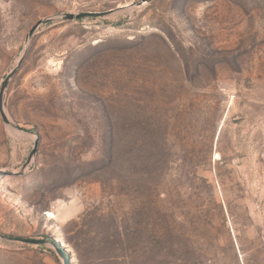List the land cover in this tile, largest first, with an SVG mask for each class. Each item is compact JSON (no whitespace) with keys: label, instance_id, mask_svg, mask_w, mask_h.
<instances>
[{"label":"rangeland","instance_id":"rangeland-1","mask_svg":"<svg viewBox=\"0 0 264 264\" xmlns=\"http://www.w3.org/2000/svg\"><path fill=\"white\" fill-rule=\"evenodd\" d=\"M21 58L0 264H264V0H0Z\"/></svg>","mask_w":264,"mask_h":264},{"label":"water","instance_id":"water-1","mask_svg":"<svg viewBox=\"0 0 264 264\" xmlns=\"http://www.w3.org/2000/svg\"><path fill=\"white\" fill-rule=\"evenodd\" d=\"M145 2H142L141 4H144ZM118 9H123V8H118ZM117 9V10H118ZM117 10H111V11H107V12H86V13H82V14H78V15H74V14H63L61 15L59 18L57 19H62V21H70V20H82V19H86V18H99V17H104L110 14H113L115 12H117ZM56 19V17L53 18H49V19H45L40 21L30 32L28 35V38L26 40V44L29 43V40H31L34 35L36 34V31L38 30V28L41 25H46L52 21H54ZM23 58H21V60L19 61L17 67L7 76L5 82L3 83L1 92H0V113L3 117V120L5 122V124L7 125H14L8 118V116L6 115L5 109H4V95H5V91L10 83V81L12 80L13 76L19 71L20 67H21V63H22ZM37 144L35 145V148L33 149L29 159H28V164L31 162L33 156L36 154L37 151ZM7 240L9 241H18V242H22V243H28V244H35V245H51L53 247H55L58 255L60 256V258L62 259L64 264H70V256L68 255L69 259L67 260L66 258V254L64 253V251L60 248H58L54 243L52 242H48V241H38V240H28V239H15V238H7Z\"/></svg>","mask_w":264,"mask_h":264},{"label":"bare ground","instance_id":"bare-ground-1","mask_svg":"<svg viewBox=\"0 0 264 264\" xmlns=\"http://www.w3.org/2000/svg\"><path fill=\"white\" fill-rule=\"evenodd\" d=\"M127 6H129V4L127 5ZM130 7V6H129ZM58 215V214H57ZM59 217V216H58ZM54 218V217H53ZM56 218V217H55Z\"/></svg>","mask_w":264,"mask_h":264}]
</instances>
